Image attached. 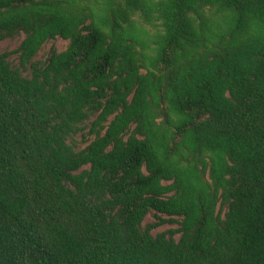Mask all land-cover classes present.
<instances>
[{
	"label": "trees",
	"instance_id": "1",
	"mask_svg": "<svg viewBox=\"0 0 264 264\" xmlns=\"http://www.w3.org/2000/svg\"><path fill=\"white\" fill-rule=\"evenodd\" d=\"M19 37L0 264H264V0H0Z\"/></svg>",
	"mask_w": 264,
	"mask_h": 264
},
{
	"label": "rangeland",
	"instance_id": "2",
	"mask_svg": "<svg viewBox=\"0 0 264 264\" xmlns=\"http://www.w3.org/2000/svg\"><path fill=\"white\" fill-rule=\"evenodd\" d=\"M21 37L19 38H15V39H11V40H3L2 42H0V52L3 51H13L15 52V50L17 49L19 43H20ZM66 41L62 40V39H55V40H51L48 43L45 44V46L43 47V49L40 51L39 56L43 57L45 56L47 50L51 47L54 46L56 47L58 50H62L65 48L66 46ZM16 58H17V53H13L11 54V59L13 62H16ZM79 140H81V137H78ZM85 143H82L81 146H84ZM167 226H162L160 228H158L159 230H164L166 229Z\"/></svg>",
	"mask_w": 264,
	"mask_h": 264
}]
</instances>
